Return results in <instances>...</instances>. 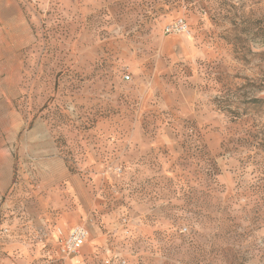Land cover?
<instances>
[{
	"label": "rangeland",
	"instance_id": "rangeland-1",
	"mask_svg": "<svg viewBox=\"0 0 264 264\" xmlns=\"http://www.w3.org/2000/svg\"><path fill=\"white\" fill-rule=\"evenodd\" d=\"M0 264H264V0H0Z\"/></svg>",
	"mask_w": 264,
	"mask_h": 264
},
{
	"label": "built area",
	"instance_id": "built-area-1",
	"mask_svg": "<svg viewBox=\"0 0 264 264\" xmlns=\"http://www.w3.org/2000/svg\"><path fill=\"white\" fill-rule=\"evenodd\" d=\"M188 26L183 18H177L169 22L164 28L165 33H180L187 31ZM128 78V75H125ZM58 240L56 241L57 252L62 257H70L79 252L88 238V229L83 224L73 225L66 235L56 229Z\"/></svg>",
	"mask_w": 264,
	"mask_h": 264
},
{
	"label": "crops",
	"instance_id": "crops-1",
	"mask_svg": "<svg viewBox=\"0 0 264 264\" xmlns=\"http://www.w3.org/2000/svg\"><path fill=\"white\" fill-rule=\"evenodd\" d=\"M66 221H63V224L65 223ZM62 224V225H63ZM67 223H65L63 226V228H62V232H63V235H66L67 233H68V230L73 226V225H75V224H67ZM58 240V237H57V234H55V236H54V238H53V241H52V243H53V245L55 246V244H56V241ZM86 243V242H85ZM56 247V246H55Z\"/></svg>",
	"mask_w": 264,
	"mask_h": 264
}]
</instances>
